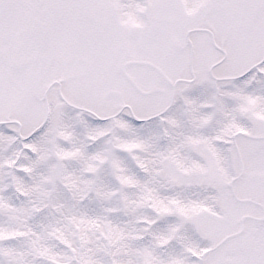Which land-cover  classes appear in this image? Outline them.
<instances>
[{
    "label": "snow or ice",
    "instance_id": "obj_1",
    "mask_svg": "<svg viewBox=\"0 0 264 264\" xmlns=\"http://www.w3.org/2000/svg\"><path fill=\"white\" fill-rule=\"evenodd\" d=\"M0 264H264V0H0Z\"/></svg>",
    "mask_w": 264,
    "mask_h": 264
}]
</instances>
